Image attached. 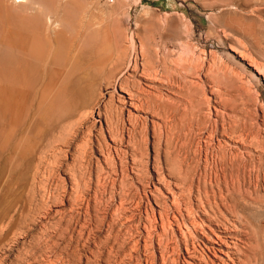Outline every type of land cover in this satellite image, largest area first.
Listing matches in <instances>:
<instances>
[{"label": "rangeland", "instance_id": "obj_1", "mask_svg": "<svg viewBox=\"0 0 264 264\" xmlns=\"http://www.w3.org/2000/svg\"><path fill=\"white\" fill-rule=\"evenodd\" d=\"M97 1L106 34L120 37L127 63L112 84L97 88L102 95L78 131L69 119L60 134L62 113L87 95L75 88L99 82L95 63L109 50L91 34L86 45L79 34L48 32L40 19L46 11L17 9L39 20L44 43L72 44L76 53L64 74L66 88L73 87L43 109L37 90L43 79L45 88L61 85L59 66L31 78L15 119L1 105L0 264H264V0ZM124 78L145 91L141 113L118 88ZM107 105L123 106L111 126ZM7 119L18 121L15 129ZM115 121L120 128L112 136Z\"/></svg>", "mask_w": 264, "mask_h": 264}, {"label": "bare ground", "instance_id": "obj_2", "mask_svg": "<svg viewBox=\"0 0 264 264\" xmlns=\"http://www.w3.org/2000/svg\"><path fill=\"white\" fill-rule=\"evenodd\" d=\"M66 1V0H65ZM99 2L97 0H94V1H90V3L86 2V1H81V0H73L71 2H62V1H52V2H49L47 5H41L37 2V0H0V29L2 30V38L0 39V110H1V105L4 104V102L6 103V108L7 110H9V112L11 113V118L13 116V119H15V115L18 113L19 114V110L21 108L24 107L25 105V100L27 99V94L29 93V88L31 89V78L32 77H35V78H42L43 76H46V71H47V68L52 66V65H55V66H59V73L57 71L58 76H60L59 78L62 79L61 81V85L59 84L58 82V85H57V88H56V85H53L51 84V86H44V84L42 83L43 81L45 82V80L43 79V81H41V86L39 88L38 93L40 92L41 93V96H38L39 97V100L38 102L40 101V103L38 104H41V100L43 99L44 100V103L42 102V106L43 107H40V108H44L47 104H45V102L49 101L51 102V100H53V98H56V96H58L59 94H63L69 87H73V86H69L68 88H66V86H68L69 84L66 82L65 80V73L68 72V68L70 67L69 65L72 64V53L75 54V50L76 48L72 47L71 45V42H69L71 45H67L66 48H62L59 44V43H55V44H50L49 43H44L40 37H38L39 33H36V30L37 32L39 31L38 30V27H39V24H38V19H36V17H33V18H30L32 17L31 16H27V14L25 15V13H23L24 15L20 14L18 15L16 12H17V9L20 8V9H23L24 11H27L29 12V14L31 13H36V12H43V11H46L47 13L45 14H40L41 15V22L42 24L44 25L43 27L50 33L52 34H56V33H62V32H66L68 33L70 36L72 35H76L78 36L77 34L80 35V43L82 42L83 44L85 43L86 45H88V41H85V37L88 36L89 37V34L93 35V37L96 39V42L97 43H100L101 47L102 46H105L107 47V49L109 51L106 50V52L104 51H97V47H96V51L97 52H100L98 54V59L96 60L98 62H100V64H98L96 61H95V58L93 57V60L96 62H93V60L90 61V63L92 62V65L97 64V65H101V69H99L100 71V75L98 76L97 74L95 75L98 76L100 79H99V82H97L96 84L94 83V85L90 86L91 83H88L90 84L89 85V89L88 91H81L78 87H82V86H78L75 88L76 92L79 93L80 95L81 94H87V95H83V99L86 100H79L78 101V106L77 108L69 111V112H64L62 113L63 115H61V119L59 120V122L57 123V126H55V128L59 129L57 131V133H59L60 131L64 132L65 130H68V129H65L67 127L64 126V123L66 121H68L69 119H72L74 118V121L71 122L72 120H70V123H67L69 124L70 128H72V130L74 131L75 130V126H79L80 124H82V122L86 121V118L87 116L90 114V111H92L93 109V102L96 103V98L100 97V95H102L101 93H99L100 95L98 96V91H97V88L100 89V87H103L104 88L111 83L112 80H114L116 77L115 75V72L116 70H118L119 68H121L122 66L125 65L126 60H127V50L125 48H123V46L121 45V43L119 42L120 41V37H116L115 40H111L113 38L112 35L111 37L110 36H107V32H108V27L106 25H104V17L105 15H103L104 13L102 12V8L101 6L98 7V4ZM151 9V8H150ZM64 12H68L70 14V19L71 21H74V23H70L69 21L66 22V19L64 18L63 16V13ZM65 14V13H64ZM73 14V16H72ZM66 16L68 14H65ZM40 17V16H38ZM69 19V18H68ZM46 31V33H47ZM110 31V30H109ZM45 33V32H44ZM45 33V35H46ZM110 33V32H109ZM49 34V33H48ZM58 36V34H56ZM69 36V37H70ZM42 37V35H41ZM44 37V36H43ZM47 37V36H46ZM46 37H44L46 39ZM54 37V36H53ZM58 38V37H57ZM56 38V39H57ZM75 38V37H73ZM45 39H43L45 41ZM91 39V38H90ZM58 40V39H57ZM64 40V39H63ZM74 40V39H73ZM93 40V39H92ZM70 41H72L70 39ZM77 41V40H76ZM48 42V41H47ZM54 42H56L54 40ZM60 42V40H59ZM75 42V41H74ZM62 43V42H61ZM79 43V42H78ZM63 44V43H62ZM64 45V44H63ZM77 45V43H76ZM94 46V45H93ZM80 47V46H79ZM82 47V46H81ZM80 47V48H81ZM83 48V47H82ZM75 49V50H74ZM79 48H77L78 50ZM86 49H87V46H86ZM92 48L90 47V49L88 48V50H91ZM93 51V50H92ZM112 51V52H111ZM75 52V53H74ZM83 52V51H82ZM95 52V51H94ZM104 52V53H103ZM91 53V52H90ZM144 55V53H142ZM91 55V54H90ZM96 56V55H95ZM88 57V56H87ZM91 57V56H90ZM89 59V58H87ZM81 61V60H80ZM85 62V61H84ZM81 63V62H80ZM82 64V63H81ZM88 64V63H86ZM84 64V65H86ZM138 64V63H137ZM79 65V64H78ZM83 65V64H82ZM90 64V68L92 67V71H94L93 68H97L98 69V66H92ZM80 66V65H79ZM128 66H129V63H128ZM145 66V65H143ZM125 67V66H124ZM132 68L129 69V71H131L133 74L134 72L136 71V65L132 64L130 66ZM138 67V66H137ZM147 67V66H145ZM84 68V67H83ZM83 68H79L78 69H82L80 72L84 73L86 72L87 70H90L89 68L87 69L86 67V71H83ZM84 68V70H85ZM95 68V69H96ZM100 68V67H99ZM58 69V68H56ZM77 69V67H76ZM90 70V72H92ZM128 70V69H127ZM143 70V69H142ZM56 71V70H55ZM144 71V70H143ZM78 72V71H76ZM75 72V73H76ZM73 74L74 76L76 74ZM89 72H86L85 74H87ZM145 73V72H144ZM48 74V72H47ZM55 73H53L52 75H54ZM79 74V73H78ZM51 75V76H52ZM82 75V74H80ZM84 75V74H83ZM82 75V76H83ZM93 75V73H92ZM72 75H70L71 77ZM81 76V77H82ZM86 76V75H85ZM135 76V75H134ZM148 76V75H147ZM48 77V76H47ZM53 77V76H52ZM79 75H77V79H78ZM84 77V76H83ZM82 77V78H83ZM131 77V76H130ZM57 78V77H56ZM76 78V77H75ZM80 78V77H79ZM81 78V79H82ZM85 78V77H84ZM134 78V77H133ZM66 79H69V76L68 78ZM74 79V78H73ZM80 79V80H81ZM96 79V78H95ZM126 79V80H125ZM33 80V79H32ZM50 80V78H49ZM71 81V79H69ZM83 82L86 81L84 79H82ZM130 80V79H129ZM35 81V80H34ZM56 81V79H55ZM74 81V80H72ZM98 81V80H97ZM118 81V80H117ZM48 82V80H47ZM47 82H46V85H47ZM51 82V80L49 81ZM69 82V81H68ZM91 82V81H90ZM68 85H67V84ZM72 83H75V82H72ZM71 83V84H72ZM82 83V81H81ZM37 85V83H34ZM85 88V84L82 83ZM87 84V83H86ZM112 84V83H111ZM35 85V86H36ZM66 85V86H65ZM80 85V84H79ZM117 85V84H116ZM112 86V85H111ZM38 87V86H37ZM55 87V89H54ZM116 87V86H115ZM36 88V87H35ZM118 88L119 90L121 91H127L129 92V96L131 95L130 99L131 100V105L137 113L138 111L140 112L139 108L141 109L145 104V98L147 97L146 96L145 98L142 97V87L140 88L138 84L135 83V81L131 80V81H127V78H124L123 80H120V82L118 83ZM38 89V88H37ZM116 89V88H115ZM123 89V90H122ZM142 89V90H141ZM36 90V89H35ZM35 95H36V92L35 91ZM87 90V88H86ZM144 91V90H143ZM32 92V91H31ZM145 92V91H144ZM131 93V94H130ZM145 94V93H143ZM34 98V96H31ZM142 97V98H141ZM5 98V99H4ZM31 98V99H33ZM41 98V99H40ZM60 98V97H59ZM58 98V99H59ZM144 98V99H143ZM149 98V97H148ZM1 99L5 100V101H1ZM150 99V98H149ZM42 100V101H43ZM55 100V99H54ZM53 100V101H54ZM147 101H151L146 99ZM31 100H29L30 102ZM52 101V102H53ZM146 101V103H147ZM27 102V101H26ZM36 103V102H35ZM152 103V101L150 102ZM149 103V104H150ZM24 104V105H23ZM52 104V103H51ZM148 104V103H147ZM148 104V105H149ZM165 104V103H164ZM45 105V106H44ZM156 105V104H155ZM26 106V105H25ZM40 106V105H39ZM54 106V105H53ZM120 106V105H119ZM118 106V108H120ZM126 106V105H125ZM147 106V105H146ZM34 107V106H32ZM38 107V106H36ZM49 107V106H47ZM116 107V106H115ZM145 107V106H144ZM149 107L151 108L152 110V106L149 105ZM147 107V109L149 108ZM165 107V106H164ZM167 107V106H166ZM35 108V107H34ZM51 108V107H49ZM54 108V107H53ZM52 108V109H53ZM98 108V107H96ZM105 108V107H104ZM117 108V107H116ZM117 109H113L111 108L109 105L106 106V110H105V115L107 118V123L110 122L108 120H112L113 122V119L111 118H114V119H118L117 116H120L119 114H121V110L123 108H120L119 110ZM41 109V110H42ZM46 109V108H45ZM58 109V108H57ZM95 109V108H94ZM143 109V108H142ZM141 109V110H142ZM3 110V109H2ZM1 110V111H2ZM7 110L5 109L4 113H1V114H5V112L7 113ZM24 110V109H23ZM22 110V112H23ZM32 110V109H31ZM39 110V108L37 109ZM118 110V111H117ZM150 110V109H149ZM163 110V109H162ZM21 111V110H20ZM29 111V109H28ZM33 111V110H32ZM35 111V110H34ZM33 111V112H34ZM40 111V110H39ZM50 111V109L48 110ZM27 112V111H25ZM32 112V113H33ZM57 112V111H56ZM55 112V113H56ZM142 112V111H141ZM140 112V113H141ZM21 113V112H20ZM24 113V112H23ZM31 113V111H30ZM37 113H39L37 111ZM36 113V115L38 116V114ZM42 113V111L39 113V115ZM46 113H49L46 111ZM44 112V114H46ZM55 113L52 115V117H54ZM165 113V112H164ZM9 114V113H8ZM170 114V113H169ZM168 114V115H169ZM43 115V114H41ZM50 115H51V112H50ZM140 115V114H138ZM196 115L198 116V114L196 113ZM7 116V114H6ZM10 116V114H9ZM30 117L32 116L29 115ZM36 116V117H37ZM47 116V115H46ZM45 116V117H46ZM92 116V115H90ZM104 116V114H103ZM123 116V115H121ZM120 116V117H121ZM164 120L165 118L167 117V115H164ZM3 117V116H2ZM1 117V118H2ZM20 117V116H19ZM21 117H23V115L21 114ZM26 117V116H25ZM35 117V116H34ZM44 117V118H45ZM49 120H51V118ZM89 117V116H88ZM116 117V118H115ZM137 117V115H135V118ZM140 117V116H139ZM5 118V117H4ZM10 118V119H11ZM48 118V117H47ZM91 118V117H90ZM105 118V116H104ZM142 118V117H141ZM170 118V116H169ZM54 119V118H53ZM140 119V118H139ZM144 119V118H143ZM9 119H7V122H8ZM12 120V119H11ZM11 120H9V123H10V126H11V123L10 122ZM19 121V118L17 119ZM17 120H14L16 121V123L18 122ZM25 120V119H24ZM30 120V119H29ZM28 120V121H29ZM119 120V119H118ZM137 120V119H136ZM168 120V118H167ZM197 120V118H196ZM199 120V119H198ZM13 121L12 124H15V122ZM47 121V119H46ZM129 121V120H128ZM131 121V120H130ZM144 121V120H142ZM27 122V120H26ZM36 122V121H35ZM50 122V121H48ZM69 122V121H68ZM117 121H115L114 123V127L113 129L110 127L109 128V131L111 130V135L112 136H117L115 135V131L113 133L112 130H115L118 126L119 123H116ZM119 122V121H118ZM122 122V121H121ZM124 122V120H123ZM140 122V120H139ZM137 122V123H139ZM145 122V121H144ZM164 122V121H163ZM22 123V121H21ZM29 123V122H28ZM197 123V122H196ZM8 124V123H7ZM24 124V122H23ZM47 124V123H45ZM109 125L108 126H111L110 123H108ZM117 124V126H116ZM132 124V121L129 122V125ZM133 124H134V121H133ZM145 124V123H144ZM143 124V125H144ZM166 124V123H164ZM199 124V122H198ZM27 125V124H26ZM113 125V124H112ZM135 125H136V122H135ZM200 125V124H199ZM18 126V125H17ZM49 126V124L47 125ZM52 125H50L51 127ZM107 126V127H108ZM131 126V125H130ZM198 126V125H197ZM12 127V126H11ZM21 127V126H20ZM26 127V126H25ZM74 127V128H73ZM90 127V126H89ZM116 127V128H115ZM134 127L135 126H131L130 130L132 129L134 131ZM154 127V126H153ZM15 129V127H12V129ZM53 128V127H52ZM68 128V127H67ZM78 128V127H77ZM82 128V127H81ZM88 128V127H87ZM85 127V129H87ZM120 128V127H119ZM122 128V127H121ZM128 128V127H127ZM136 129V128H135ZM138 129V127H137ZM19 130V129H18ZM47 131L49 130V128L46 129ZM83 130V129H82ZM122 130V129H121ZM125 130V129H124ZM129 129L126 130L128 131V135L130 134L129 132H131ZM44 131V129H43ZM54 131V130H52ZM75 131H78V130H75ZM81 131V130H80ZM116 134L118 133V128L116 130ZM138 131V130H137ZM136 131V132H137ZM18 132V131H17ZM27 132V131H26ZM70 132L72 133V131L70 130ZM69 132V133H70ZM85 132V131H84ZM13 133V132H12ZM56 133V132H55ZM56 133V134H57ZM70 133V134H71ZM75 133V132H74ZM74 133H73V137H74ZM109 133V134H110ZM121 133V131H120ZM155 133V132H154ZM50 134V133H49ZM60 134V133H59ZM65 134V133H64ZM66 134H68L66 132ZM114 134V135H113ZM124 134V133H123ZM137 134V133H136ZM157 133H155L156 135ZM43 135V134H42ZM46 135V134H45ZM122 135V133H121ZM134 135V132L132 134V136ZM154 135V136H155ZM54 136V135H53ZM65 136V135H64ZM72 136V135H71ZM88 136V135H87ZM118 136H120V134H118ZM167 136V135H166ZM43 137V136H42ZM59 138H61V136H58ZM67 137V136H66ZM65 137V139H66ZM129 137V136H128ZM135 137V136H134ZM59 138H57L59 140ZM70 138V137H69ZM72 138V137H71ZM77 138V137H76ZM121 138V137H120ZM133 138V137H132ZM42 139V138H41ZM46 139V138H45ZM63 139V140H65ZM168 139V138H167ZM49 140V138H48ZM54 140V139H53ZM56 140V139H55ZM71 140V139H70ZM118 140L117 142H121L119 137H118ZM60 141V140H59ZM66 141V140H65ZM170 141V140H169ZM43 142V141H42ZM52 141L49 140L48 143H50ZM64 141H62L63 143ZM69 142V141H68ZM72 142V141H71ZM44 143V142H43ZM42 143V144H43ZM47 143V142H46ZM55 144L57 143L56 141L54 142ZM53 143V144H54ZM66 144V143H63V145ZM117 144V143H116ZM115 144V145H116ZM51 145V143L49 144V146ZM61 144V146H63ZM70 145V144H69ZM119 145V144H117ZM48 146V145H47ZM68 147V146H67ZM118 147V146H117ZM34 148V147H33ZM36 149V148H35ZM116 149V148H115ZM118 149V148H117ZM51 150V149H50ZM58 150V149H57ZM44 151V150H43ZM29 153V152H28ZM43 153V152H42ZM45 153V152H44ZM87 153V152H86ZM81 154V153H80ZM84 154V153H83ZM83 154H81L83 156ZM118 154V153H116ZM29 155V154H28ZM119 155V154H118ZM8 156V155H7ZM79 157V156H78ZM31 160V159H29ZM42 160V159H41ZM89 160V159H88ZM57 165V164H56ZM52 166V165H51ZM34 167V166H33ZM231 176V175H230ZM240 180V179H239ZM237 183V181H236ZM30 187V186H29ZM30 189V188H29ZM231 192V191H230ZM215 193V192H214ZM229 196V195H228ZM227 204V203H226ZM20 217V216H19ZM6 218V217H5ZM10 219V218H9ZM5 222V221H4ZM9 222H12V221H9ZM10 225V224H9ZM246 226V225H245ZM3 237V235H2ZM252 244V243H251ZM252 246V245H251ZM250 250V249H249ZM252 250V249H251ZM250 252H253L251 251ZM257 250V249H256ZM264 251V250H263ZM255 252V251H254ZM253 252V253H254ZM249 253V252H248ZM260 254V253H259ZM248 255V254H247ZM252 256V255H251ZM249 258V255L247 256ZM264 257V256H263ZM260 258H261V255H260ZM228 259V258H227ZM241 259V258H240ZM239 259V260H240ZM264 259V258H262ZM246 260V259H245ZM231 262V260H229ZM241 261V260H240ZM233 262V261H232ZM249 262V261H248ZM247 262V263H248ZM264 262V261H263ZM234 263V262H233ZM251 263V262H250ZM260 263V262H259ZM229 264V263H228Z\"/></svg>", "mask_w": 264, "mask_h": 264}]
</instances>
